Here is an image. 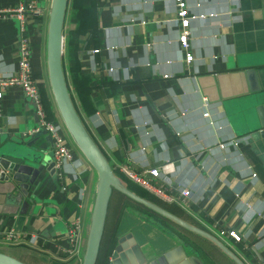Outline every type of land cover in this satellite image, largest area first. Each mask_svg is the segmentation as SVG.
Listing matches in <instances>:
<instances>
[{
	"label": "crops",
	"instance_id": "1",
	"mask_svg": "<svg viewBox=\"0 0 264 264\" xmlns=\"http://www.w3.org/2000/svg\"><path fill=\"white\" fill-rule=\"evenodd\" d=\"M31 1L41 12L27 13L24 23L0 15V76L16 73L19 41L26 37L44 110L74 159L57 170L52 154L26 192L11 179L0 181V252L25 264H81L97 173L65 128L48 84L51 0H0V9ZM73 1L63 27L64 77L76 112L113 172L120 165L158 168L156 186L174 198L182 187L190 194L167 202L138 186L151 202L212 234L244 264H264V136L252 91L264 90V0H187L192 14H212L190 23L189 63L177 40L173 0H75L79 21ZM247 70L255 73L250 81ZM38 122L33 102L19 88L4 91L0 131L11 140L34 138L36 150L52 152L49 134L32 132ZM116 177L125 187L131 183L124 174ZM115 193L95 264H107L127 234L147 258L182 246L204 264H234L209 239L183 229L186 240L170 234L124 207ZM76 219L80 239L72 249L68 230ZM10 229L16 242L4 239ZM221 229H235L241 240L220 235Z\"/></svg>",
	"mask_w": 264,
	"mask_h": 264
},
{
	"label": "water",
	"instance_id": "2",
	"mask_svg": "<svg viewBox=\"0 0 264 264\" xmlns=\"http://www.w3.org/2000/svg\"><path fill=\"white\" fill-rule=\"evenodd\" d=\"M68 1L51 0L46 30V68L48 84L59 116L76 147L97 173L94 202L81 264H95L96 262L103 235L107 207L113 190L119 191L133 201L142 204L184 229L209 239L235 264H244L223 242L216 239L212 234L192 226L157 204L129 190L116 177L106 157L96 145L76 112L64 77L62 67L64 49L63 27ZM245 74L249 81L251 75L255 76L253 70H247ZM252 91L257 93L256 111L260 120L261 135L264 136V90L262 91L257 87ZM45 133L44 129H40L35 135L39 136ZM47 138L51 141L50 136ZM34 142V138L11 140L9 136L0 131V181L11 179L17 182L23 192L30 189V185L35 181L36 177L46 165L50 164L52 157L51 151L48 153L46 149L36 150L33 147ZM53 165L54 162L52 161L51 166ZM195 254L197 255V252H194V255H187L182 246H176L159 255L147 258L132 235L127 234L117 240L107 264H204ZM0 264L25 263L0 252Z\"/></svg>",
	"mask_w": 264,
	"mask_h": 264
},
{
	"label": "built area",
	"instance_id": "3",
	"mask_svg": "<svg viewBox=\"0 0 264 264\" xmlns=\"http://www.w3.org/2000/svg\"><path fill=\"white\" fill-rule=\"evenodd\" d=\"M176 8V17L174 21L176 22L179 28L178 34V43L181 50L184 53V61L189 63L192 61L193 56L189 52V38H190V23L193 19L196 18H205L208 16H212V14H200L195 15L189 11L187 0H173ZM41 11L37 6L35 1H31L26 4H20L12 8L8 9H0V15H13L15 16L21 23L25 21V15L27 13L39 14ZM93 53L98 52V49L92 50ZM16 73L10 77H1L0 76V98L6 89H10L12 87L19 88L23 94L33 102L35 106L36 113L39 118L38 126L32 132H38L40 129H44L52 141V154H53V162L54 168L59 170L62 167V163L64 161H72L74 159V154L71 149L68 147L67 143L64 140V137L60 131V127L55 121L48 119L46 112L44 110L41 96H40V80L35 76L34 70L31 63V49L29 45V41L26 37L21 38L18 46V59H17V67ZM207 115V113H204ZM235 145L236 143L233 142ZM221 148H224L225 145L222 143L219 144ZM118 170L124 174L128 180L137 184L141 188L158 195L163 198L167 202H174L175 198L180 199V197H187L190 194V190L188 187H182L179 190V196L177 195L175 198L165 193L163 185L156 186V179L160 177V170L158 168H148V169H140V171L133 170L131 167L127 165H120ZM61 175L60 172H58ZM64 189V187L62 188ZM182 203V201H180ZM185 204V203H184ZM69 237L72 249H75L77 244V239H80V223L76 219L73 221L69 227ZM220 235H227L232 238L233 241L239 242L241 240L240 234L235 229L220 230ZM19 237L14 233V230L10 229L5 235L4 239L8 242H16Z\"/></svg>",
	"mask_w": 264,
	"mask_h": 264
},
{
	"label": "trees",
	"instance_id": "4",
	"mask_svg": "<svg viewBox=\"0 0 264 264\" xmlns=\"http://www.w3.org/2000/svg\"><path fill=\"white\" fill-rule=\"evenodd\" d=\"M76 4H77V2L75 3V0H74V1H73V14H74V21H75V20H78V21H79L80 19H79V16H78L77 14H79L80 11L77 10ZM75 13H76V14H75ZM114 172H115V174L118 175V176H122V175H123L122 173H119V171H117V170H116V171L114 170ZM129 181H130V180H129ZM130 182H131V181H130ZM131 183H132V184H135V183H133V182H131ZM136 185H137V184H136ZM137 186H138V185H137ZM127 187H128L129 190L135 192L136 194H138V195H140L141 197H143V198H145V199H147V200L150 201V199H149V197H148L149 195L147 194L148 192H146L145 190H143L144 192H142V191L136 189V190H137V191H136L135 188H132V187L130 186L129 183L127 184ZM114 192L119 193V194L121 195V197L123 198V199H122V205H123L124 207L131 208L132 210H134V211H136V212H137V211H138V212H141L143 216L152 219V220H153L156 224H158L160 227H162L163 229L168 230V232H169L170 234L178 235L179 237H182V239L186 240V239H185V236H183V234L179 231V229H183V230H185V231H189V230L184 229L183 227L179 226L178 224H176V223H174V222H172V221L166 219L165 217H163V216H161V215L155 213V212L152 211L151 209H149V208L143 206L142 204L133 201L132 199H130V198L127 197L126 195L120 193L119 191H117V190H113V193H114ZM117 195H118V194H117ZM151 200H152V199H151ZM167 222H170V224H173L176 228L173 227V226H171V225H170L169 223H167ZM234 264H235V263H234Z\"/></svg>",
	"mask_w": 264,
	"mask_h": 264
},
{
	"label": "rangeland",
	"instance_id": "5",
	"mask_svg": "<svg viewBox=\"0 0 264 264\" xmlns=\"http://www.w3.org/2000/svg\"><path fill=\"white\" fill-rule=\"evenodd\" d=\"M130 186L132 187V188H135V190L136 189H138V190H140V191H142V192H144L143 191V189H141L140 187H138V186H135L134 184H132V183H130ZM137 191V190H136ZM115 196L117 195L116 193L114 194ZM136 213H138L139 215H141L143 218H146V219H148L149 221H152V222H154L152 219H150V218H148V217H145V216H143L142 215V213L141 212H136ZM167 219V218H166ZM155 223V222H154ZM167 223H169L170 224V222H167ZM156 224V223H155ZM159 228H161V229H163L162 227H160L158 224H156ZM171 226H173V227H175L173 224H170ZM176 228V227H175ZM164 231H168V230H166V229H163ZM87 236V235H86ZM85 242H86V239H85ZM225 243L227 244V243H230L229 242V240H225ZM8 251V250H7Z\"/></svg>",
	"mask_w": 264,
	"mask_h": 264
}]
</instances>
